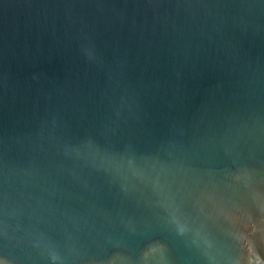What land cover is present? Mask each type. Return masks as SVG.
Masks as SVG:
<instances>
[{
  "label": "water",
  "instance_id": "water-1",
  "mask_svg": "<svg viewBox=\"0 0 264 264\" xmlns=\"http://www.w3.org/2000/svg\"><path fill=\"white\" fill-rule=\"evenodd\" d=\"M0 264H264V0H0Z\"/></svg>",
  "mask_w": 264,
  "mask_h": 264
}]
</instances>
